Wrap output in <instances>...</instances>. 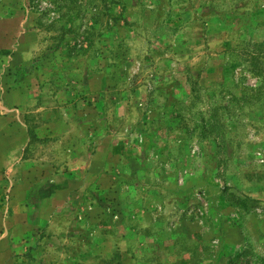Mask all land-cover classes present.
<instances>
[{
	"label": "rangeland",
	"instance_id": "obj_1",
	"mask_svg": "<svg viewBox=\"0 0 264 264\" xmlns=\"http://www.w3.org/2000/svg\"><path fill=\"white\" fill-rule=\"evenodd\" d=\"M262 41L264 0H0V204L65 186L40 262L264 264Z\"/></svg>",
	"mask_w": 264,
	"mask_h": 264
},
{
	"label": "crops",
	"instance_id": "obj_2",
	"mask_svg": "<svg viewBox=\"0 0 264 264\" xmlns=\"http://www.w3.org/2000/svg\"><path fill=\"white\" fill-rule=\"evenodd\" d=\"M12 127H14V129ZM23 129L25 130L19 131V128L11 123L8 124L7 128H4V130L2 131L3 133L0 134V137L2 138L0 139V170L5 169V167L13 170L19 166V162H21L22 159L21 152H23L24 147L27 146L29 141L27 129ZM8 148L9 150H11V152L18 149V156L15 157V162H11L7 159L10 157V152L3 153V149L7 150ZM15 154L13 156H15ZM24 179V181L26 182L24 184L26 189L23 192V197H21V202H27L28 198L33 194L37 195V197L41 199H39V203H36L34 205L30 204L29 206L19 203V207L15 210L10 209V207H14L13 204L10 206L0 204V264H48L45 259H43V263H41L39 255L34 254L35 247H37L38 244L42 243V241H39V238L43 233V229L47 227L48 222L42 224L33 221L31 219V214L32 212H39L43 214L45 212H48V210H51L52 213L50 214V217H53V213L56 212V205L53 203L57 202L58 204L61 192L64 193V190H61V188H64L65 186H62L61 188L54 187V185L51 183V180L49 179L48 181H46V186L41 188H32L29 186L32 185L30 183L29 176H26ZM12 187L10 191L14 193L15 188ZM48 195H50L53 200L52 206L45 204V198ZM0 198L2 197L0 196ZM14 204L16 203L14 202ZM11 212H14V214L10 215ZM42 217L44 218V216ZM47 220L49 221L50 219L47 218ZM39 232H41V234H39ZM104 241L105 240L103 238V242ZM117 251L120 252V256H122L124 262V251L122 249H118L115 251V254ZM3 254L5 256H3ZM73 259H76V257H73Z\"/></svg>",
	"mask_w": 264,
	"mask_h": 264
},
{
	"label": "trees",
	"instance_id": "obj_3",
	"mask_svg": "<svg viewBox=\"0 0 264 264\" xmlns=\"http://www.w3.org/2000/svg\"><path fill=\"white\" fill-rule=\"evenodd\" d=\"M254 46H255V48H257V51L258 50H264V41H262V42H255L254 43ZM8 52V51H7ZM251 66H253L254 67V70L253 71H255L257 74H259V75H264V67L262 66V68H261V66H257V64H256V62H257V60H256V58H255V53L253 54V56L251 57ZM232 201L236 204V205H238V206H240V207H242V208H244V209H247L249 206V197H243V198H237V199H232ZM116 261V264L118 263V264H122V261H121V256H120V252L119 251H117L116 252V254L112 257V259H110V262L111 261Z\"/></svg>",
	"mask_w": 264,
	"mask_h": 264
}]
</instances>
